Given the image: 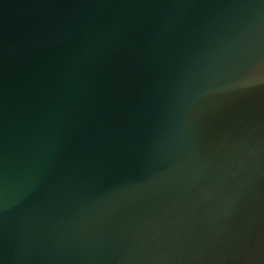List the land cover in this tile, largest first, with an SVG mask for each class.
I'll list each match as a JSON object with an SVG mask.
<instances>
[{"label": "water", "instance_id": "obj_1", "mask_svg": "<svg viewBox=\"0 0 264 264\" xmlns=\"http://www.w3.org/2000/svg\"><path fill=\"white\" fill-rule=\"evenodd\" d=\"M0 264H264V0H0Z\"/></svg>", "mask_w": 264, "mask_h": 264}]
</instances>
